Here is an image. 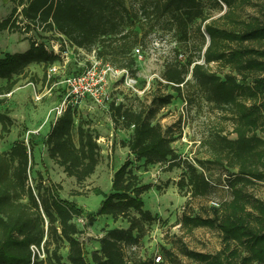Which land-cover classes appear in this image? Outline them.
<instances>
[{
	"label": "trees",
	"instance_id": "1",
	"mask_svg": "<svg viewBox=\"0 0 264 264\" xmlns=\"http://www.w3.org/2000/svg\"><path fill=\"white\" fill-rule=\"evenodd\" d=\"M226 11L211 19L201 0H12L14 8L0 22V32H19L26 36L29 49L6 53L0 58V95H7L21 79L29 76L30 66L47 71L63 59L47 50L56 35L65 37L86 53L120 70L135 65L134 52L154 30H165L190 40L196 25L205 40L197 57L188 56L184 66L170 63L162 79L181 93V86H192L216 109L227 112L233 121L235 138L218 133L208 141L214 163L235 170L229 184L231 198L213 215L183 214L182 227L188 230L216 228L223 248L215 255L188 252L201 264H264V202L249 198L247 191L264 182V138L258 134L264 119V20H244L239 14L246 0H212ZM198 22V23H197ZM218 63L229 70L223 76L210 68ZM191 74L192 82L186 80ZM172 95L142 105L138 110L123 105L114 107V122L131 129L129 139L120 146L134 160L146 166L167 164L168 169L182 166L180 185L187 181L190 196L186 201L205 198L213 190L207 162L182 158L172 147L175 141L163 125L155 122L160 105L170 104ZM2 100H0V104ZM78 105H67L52 124L43 144L54 165L78 184L96 171L101 161L98 135L79 120ZM13 120L0 110L1 135L9 134ZM76 133V136H75ZM36 142L16 140L11 148L0 151V264H160L143 261L126 249L135 248L146 235V223L156 218L144 207L143 195L151 189L142 184L131 168L128 157L114 173L112 190L96 212L88 215L93 226L100 216L113 222L125 220L128 227H115L99 239V248L88 253L81 239L83 230L74 222L83 211L74 202L64 200L61 188L37 174L31 180ZM32 246H43L45 257L34 254ZM68 250L63 262L61 249ZM168 255L169 252L167 251ZM157 257V258H158ZM156 258V259H157Z\"/></svg>",
	"mask_w": 264,
	"mask_h": 264
},
{
	"label": "rangeland",
	"instance_id": "2",
	"mask_svg": "<svg viewBox=\"0 0 264 264\" xmlns=\"http://www.w3.org/2000/svg\"><path fill=\"white\" fill-rule=\"evenodd\" d=\"M201 2L204 10L212 16L211 19L226 11L225 6L222 9L212 0ZM13 8L12 0H0V22L8 18ZM239 14L247 21L264 20V0H246ZM201 31L205 40L196 25L189 41L169 33L167 29L151 32L140 47L141 56L134 54L135 65L127 70L128 75L121 79H110L100 103L91 98L81 100L70 96L66 79L81 73L89 65L86 61L87 53L76 50L64 63L57 64V71L50 76L42 66L31 65L28 77L21 79L11 93L0 95L1 112H6L13 120L9 134L1 135L0 127V151L9 150L16 140L29 142L33 138L37 145L34 149L31 180L34 183L37 174H41L45 180L61 188L60 195L64 200L74 202L83 211L82 216L76 217L74 222L83 230L81 239L88 253L93 251L92 241L99 238L106 228L128 227V223L121 219L108 223V219L99 218L93 226L88 225L86 219L89 214L96 216L105 195L110 192L114 172L128 157L141 183L151 185V189L143 195L144 207L156 219L146 223L147 232L140 243L133 249H126L127 258L136 254L143 261L155 262L161 256L160 264H201L194 262L187 253L215 255L223 248L218 229L188 230L182 227V219L184 213L190 216H212L213 208L230 200L231 191L224 187L223 180L229 184L236 171L212 161L208 141L218 133L235 138L232 132L233 121L227 112L207 103L195 87L181 86L182 92L179 93L173 85H168L162 79L168 64L184 66L188 56L197 57L199 48L205 41H209L204 30ZM28 46L25 35L19 32H0V58L6 53H23ZM210 68L221 76L229 72L218 63H212ZM186 80L192 82L191 74ZM5 84L6 81L0 80V87ZM168 95H172L173 100L170 104L160 105L155 122L161 123L174 138L172 147L182 160L191 161L201 172L203 169L196 162L210 160L206 167L213 182V190L207 197L192 199L189 204L186 201L191 187L187 181L180 185L185 169L177 166L169 170L167 164L146 166L143 161H135L134 155L120 146L122 140L129 139L132 128L125 129L121 123L116 125L114 122V107L123 105L138 110L142 105H149L154 100L159 102L160 98ZM69 104L78 105L81 114L79 120L89 125L99 137L100 164L96 173L82 184H78L74 178H68L62 169L53 164L43 144L58 117L57 112ZM258 134L264 138V119ZM247 195L264 202V182L250 187ZM60 254L63 262L67 263V248L63 247Z\"/></svg>",
	"mask_w": 264,
	"mask_h": 264
},
{
	"label": "built area",
	"instance_id": "3",
	"mask_svg": "<svg viewBox=\"0 0 264 264\" xmlns=\"http://www.w3.org/2000/svg\"><path fill=\"white\" fill-rule=\"evenodd\" d=\"M56 38L58 39L57 41H50L46 47L47 50L51 53L61 56V58L63 59L62 63H64L66 59H68V57L73 54V50L84 53L83 50L78 49L65 37L56 35ZM134 54L141 56V50L136 49ZM86 61L89 63L88 67L81 73L66 79L65 82L69 87L70 96L81 100L84 98H91L95 102L100 103L102 96L105 94V89L108 86L110 79H121L124 76H127L128 72L127 70H120L108 63H105L102 59H99L97 57L95 50L86 54ZM57 64L59 65L61 63ZM57 64H54L50 68H48L49 76L57 71ZM66 106L61 108L57 112L58 117L62 115V112L66 108ZM31 248L33 253L38 254L41 259L45 257L43 246H41L40 249L35 246H32ZM159 260L160 257L156 259V261Z\"/></svg>",
	"mask_w": 264,
	"mask_h": 264
},
{
	"label": "crops",
	"instance_id": "4",
	"mask_svg": "<svg viewBox=\"0 0 264 264\" xmlns=\"http://www.w3.org/2000/svg\"><path fill=\"white\" fill-rule=\"evenodd\" d=\"M28 48H29V46H28ZM28 48H27V49H28ZM127 150H128V149H127ZM128 151H129V150H128ZM119 168H120V167H119ZM119 168H118V169H119ZM118 169H117V170H118ZM96 170H97V169H96ZM117 170H116V171H117ZM116 171H115V172H116ZM115 172H114V173H115ZM95 173H96V171H95ZM95 173H94V174H95ZM94 174H93V175H94ZM93 175H92V176H93ZM113 175H114V174H113ZM92 176H91V177H92ZM91 177H90V178H91ZM90 178H89V179H90ZM112 178H113V176H112ZM112 178H111V186H112ZM89 179H88V180H89ZM111 190H112V187H111V189H110V192H111ZM110 192H109V193H110ZM107 193H108V192H107ZM109 193H108V194H109ZM100 206H101V205H100ZM99 208H100V207H99ZM99 218H106V219H108V223H109L110 221L113 222V220H112V218H111L110 216H100V217H98V218L96 219V221H95L94 224H97L96 222H97V220H98ZM114 228H115V227H114ZM109 229H112V228H111V227H108V228H106V231L109 230ZM106 231L102 232V235H101L99 238H96V239H94V240L92 241L93 250H96V249L99 248V239H101V238L105 235V232H106Z\"/></svg>",
	"mask_w": 264,
	"mask_h": 264
}]
</instances>
